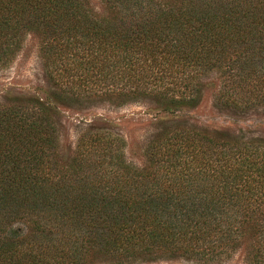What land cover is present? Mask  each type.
<instances>
[{
  "label": "trees",
  "instance_id": "trees-1",
  "mask_svg": "<svg viewBox=\"0 0 264 264\" xmlns=\"http://www.w3.org/2000/svg\"><path fill=\"white\" fill-rule=\"evenodd\" d=\"M29 33L51 88L0 104V264H264V137L181 114H264V0H0V67ZM141 100L144 163L109 128L63 153L58 105Z\"/></svg>",
  "mask_w": 264,
  "mask_h": 264
},
{
  "label": "rangeland",
  "instance_id": "rangeland-1",
  "mask_svg": "<svg viewBox=\"0 0 264 264\" xmlns=\"http://www.w3.org/2000/svg\"><path fill=\"white\" fill-rule=\"evenodd\" d=\"M51 88L39 56L38 38L33 33L25 35L21 49L6 66L0 67V104L7 105L13 97L42 96ZM61 125L60 143L63 153L73 150L78 137L85 129L109 128L123 136L127 142L128 159L141 165L145 162L144 149L152 134L160 127L164 113L153 101L141 100L123 105L109 103L88 106L58 105ZM184 118L218 130H251L254 136L264 137V114H246L221 106L216 100V91L205 88L200 103L192 110L181 113ZM67 155V154H64ZM136 264H202L185 259L158 260ZM220 264H246L240 254Z\"/></svg>",
  "mask_w": 264,
  "mask_h": 264
}]
</instances>
